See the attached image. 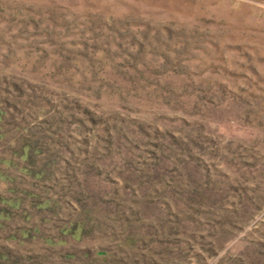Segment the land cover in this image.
Here are the masks:
<instances>
[{"label":"rangeland","instance_id":"374dc122","mask_svg":"<svg viewBox=\"0 0 264 264\" xmlns=\"http://www.w3.org/2000/svg\"><path fill=\"white\" fill-rule=\"evenodd\" d=\"M0 111V264H264V0H0Z\"/></svg>","mask_w":264,"mask_h":264},{"label":"trees","instance_id":"16d2710c","mask_svg":"<svg viewBox=\"0 0 264 264\" xmlns=\"http://www.w3.org/2000/svg\"><path fill=\"white\" fill-rule=\"evenodd\" d=\"M1 115H3V113L0 111V116ZM1 136L2 135H0V137ZM24 151L25 150H22L20 153H17L18 158L21 159V158L25 157L24 161H29L30 163H33L36 160V157L39 156V154L40 155L43 154L42 152H40L39 154H37V153H35L36 151H33V150H32V152H30V153L27 154V152H24ZM0 163L1 164H5L8 167H16L17 166V164L13 163L10 159H5V158H0ZM24 169H26V168H24ZM40 172H42V171H39V172L35 173L34 176L37 177L38 175H40L39 174ZM1 173H2V171L0 170V182H1L2 178L4 179V176H5V175H2ZM4 206L13 207V206H9L7 204H5ZM8 218H9L8 215L5 214L4 219L3 218H0V220L2 222H4V221H7ZM0 225L2 226L3 224H0ZM0 260L4 261L5 260V256L0 255Z\"/></svg>","mask_w":264,"mask_h":264}]
</instances>
